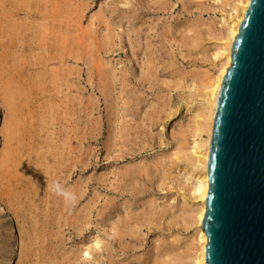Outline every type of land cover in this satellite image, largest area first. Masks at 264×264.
<instances>
[{
	"label": "rangeland",
	"instance_id": "obj_1",
	"mask_svg": "<svg viewBox=\"0 0 264 264\" xmlns=\"http://www.w3.org/2000/svg\"><path fill=\"white\" fill-rule=\"evenodd\" d=\"M233 2H0V162L18 147L0 171V258L16 244L19 264H193L184 156Z\"/></svg>",
	"mask_w": 264,
	"mask_h": 264
},
{
	"label": "water",
	"instance_id": "obj_2",
	"mask_svg": "<svg viewBox=\"0 0 264 264\" xmlns=\"http://www.w3.org/2000/svg\"><path fill=\"white\" fill-rule=\"evenodd\" d=\"M212 123L205 264H264V0H250Z\"/></svg>",
	"mask_w": 264,
	"mask_h": 264
},
{
	"label": "bare ground",
	"instance_id": "obj_3",
	"mask_svg": "<svg viewBox=\"0 0 264 264\" xmlns=\"http://www.w3.org/2000/svg\"><path fill=\"white\" fill-rule=\"evenodd\" d=\"M2 1L3 0H0V2ZM249 1L250 0H234L233 5L231 4L232 5L231 14L229 15V19L226 23V28L220 39L221 42H219L220 44L217 49L218 51L215 54V57L219 60L218 62L219 65H218V68L216 69L217 73L216 75L209 77L208 82L203 84L202 101L204 102V105L201 107V109L195 110L196 115H197V122H196L193 145L190 148V152L188 153V155L185 154L184 156L189 169H187L186 172L183 173L184 174L183 177L186 179L187 182H191L190 193L193 196V199L195 200V203L193 204L194 208L190 209V212L192 213L194 225L196 227L195 228L196 229L195 231L196 244L195 245L193 244L194 249H195L194 255H193V264H205V248L207 245V237L201 228V223H202V219L205 213L204 203H205V198H206V193H207V188H208L207 155H208V147H209V142H210L211 133H212V123H213V118H214L215 111H216V100H217L220 84H221L223 76L226 74V70L230 67V63H231V58H230L231 45L233 43L234 38L238 34V27L244 19V14L249 5ZM3 15L5 16V13ZM7 19H8V22L6 23V25L11 24V26L13 25L11 28H17V25H18L17 21L20 22L17 16L16 17L14 15L11 16V13H9V16H7ZM3 22L5 21L3 20ZM20 25L18 27H20ZM43 28L44 26L42 27V29ZM12 30L14 33L15 29H12ZM18 30H20V28ZM40 34L41 33L39 32V38L42 37L40 36ZM44 34H45V31H44ZM63 34L64 33H62L61 36L62 38L65 39L66 37ZM49 35L51 34L49 33ZM6 92H7L5 95L6 101L10 104L15 103V100H16L15 96L8 91ZM16 132H17V127L15 124H13L12 129L10 131V135H9V138H10L9 142H12L13 140H15ZM203 136H205V138H203ZM17 148L18 147H15V148L7 147L6 148L5 154H3L1 157L0 171L4 170V167L8 165L7 162H9V160L14 157L15 153L17 152ZM53 151H54V148H51L48 154L49 157H47L48 159H46V161L52 160V158L54 159ZM18 164H17V167H18ZM50 165L53 166V163H51ZM50 169H52V167L48 168V170ZM16 251H18V248H16V244H12V246L6 247L3 250L2 256L0 258V264H19L16 261Z\"/></svg>",
	"mask_w": 264,
	"mask_h": 264
},
{
	"label": "clouds",
	"instance_id": "obj_4",
	"mask_svg": "<svg viewBox=\"0 0 264 264\" xmlns=\"http://www.w3.org/2000/svg\"><path fill=\"white\" fill-rule=\"evenodd\" d=\"M52 190L56 192L57 195H62L66 199L69 197V194L66 190H64L58 183L53 185Z\"/></svg>",
	"mask_w": 264,
	"mask_h": 264
}]
</instances>
